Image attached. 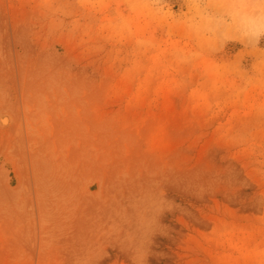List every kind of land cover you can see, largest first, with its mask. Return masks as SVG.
<instances>
[{
  "label": "rangeland",
  "instance_id": "obj_1",
  "mask_svg": "<svg viewBox=\"0 0 264 264\" xmlns=\"http://www.w3.org/2000/svg\"><path fill=\"white\" fill-rule=\"evenodd\" d=\"M0 264H264V0H0Z\"/></svg>",
  "mask_w": 264,
  "mask_h": 264
}]
</instances>
